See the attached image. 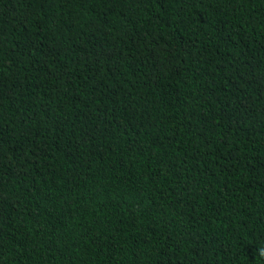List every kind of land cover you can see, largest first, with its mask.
<instances>
[{"label": "trees", "instance_id": "1", "mask_svg": "<svg viewBox=\"0 0 264 264\" xmlns=\"http://www.w3.org/2000/svg\"><path fill=\"white\" fill-rule=\"evenodd\" d=\"M264 0H0V264H264Z\"/></svg>", "mask_w": 264, "mask_h": 264}, {"label": "clouds", "instance_id": "2", "mask_svg": "<svg viewBox=\"0 0 264 264\" xmlns=\"http://www.w3.org/2000/svg\"><path fill=\"white\" fill-rule=\"evenodd\" d=\"M257 251L261 257H264V248L257 249Z\"/></svg>", "mask_w": 264, "mask_h": 264}]
</instances>
